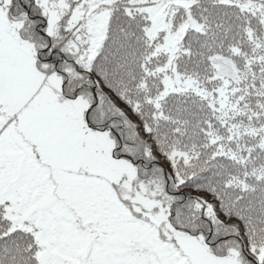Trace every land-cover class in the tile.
Returning a JSON list of instances; mask_svg holds the SVG:
<instances>
[{
  "label": "snow or ice",
  "instance_id": "1",
  "mask_svg": "<svg viewBox=\"0 0 264 264\" xmlns=\"http://www.w3.org/2000/svg\"><path fill=\"white\" fill-rule=\"evenodd\" d=\"M0 264H264V0H0Z\"/></svg>",
  "mask_w": 264,
  "mask_h": 264
}]
</instances>
